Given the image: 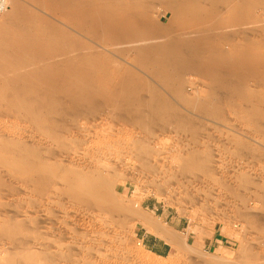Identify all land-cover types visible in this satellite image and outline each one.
I'll list each match as a JSON object with an SVG mask.
<instances>
[{
    "label": "rangeland",
    "instance_id": "1",
    "mask_svg": "<svg viewBox=\"0 0 264 264\" xmlns=\"http://www.w3.org/2000/svg\"><path fill=\"white\" fill-rule=\"evenodd\" d=\"M106 1L110 2V0ZM128 1L132 0H126V2ZM144 1L142 2L143 5L150 6L148 13L151 14V21L155 19L152 22L149 20V23L151 22L153 26L160 27V37L158 34L152 33L153 37L151 35L145 36L146 40L148 39L147 41L139 44L133 43L134 45L128 44V46L125 45L126 47L124 44H120V46L101 45L99 42L92 41L90 35L86 36L88 33L83 34V37L74 32L73 27L67 24V21L72 19L70 18L72 15L77 17L76 12L70 10L72 14L69 10V13L64 10V13L62 11L60 13L58 9V12L54 14L41 9L32 0H10L6 15L0 16V38L4 29H12V25H14V21L10 19L16 12L14 8L16 3L21 6L19 11L31 10L36 15L42 16L47 21L48 27L56 28L57 35L62 36L65 33L81 36L80 39L74 36L78 41L74 40L75 43L70 40L69 42L68 40H66L67 42L63 41L68 46L70 45V48H65L66 45L61 43L63 45H60L59 50L68 51L71 54L69 56L72 58L75 55L79 56L84 53L89 57L95 55L96 58L93 57V61L100 63V69L105 71V74L100 73L101 80L100 78L98 80H100L101 87L98 88L97 86L98 89L96 88V90L99 93H104V90H109L111 92L108 91L109 94L113 93L111 95L113 97L107 93L110 97L107 98L110 103L105 99L102 100L106 101L107 104L104 101L102 103L99 99L97 103L93 102L92 104V101L86 97L87 93H79L78 91L77 93H68V90L63 91V89H60L63 101L53 108H46V106L41 107L40 102L47 101L49 94L46 97L47 92L43 93L44 88L39 86L38 82L37 84L35 82L36 86L34 85L33 91L36 93L37 90L40 93L39 90L42 89L41 96H37L38 93H36L32 97H27V99H32V103L28 101L34 109L31 108V110L36 111L31 112H38L37 117L41 121L44 120V122L39 120V123H37L27 112H9L0 105V151H4L5 148V155L2 151L0 154L8 158L12 154L13 156L10 157L12 159H9L13 163L16 162L14 158H18L16 155H19L15 151L22 152V155L28 153L31 155L29 158L30 155L27 154L29 159L27 157L25 159H28V161L32 160V163L36 164L39 163L38 159L41 158L44 160L43 162L40 161L41 163L46 161L47 163L44 164L51 162L50 164L58 165L60 167L59 172H63V169L67 170L68 168L82 169L87 163L95 164V159H97L96 164L100 163L98 166L100 170L104 169L102 171L104 174L110 172L111 176L108 174L109 177L107 176V178L110 181L112 180L111 183L115 182V189H113L115 200H111L113 202L110 203L116 201L117 205L122 200V206L118 204L119 209H117L125 208L119 213L115 211V203L112 205L109 203V207L112 208L113 206L112 210L114 209L112 211L107 206V210H111L110 216L107 213V216L105 214L109 210H106L101 216L99 214L97 216V212L92 208H87V210L82 205H72L65 197H62L60 192L63 185L59 181L53 184L46 181L43 184L49 183V185L42 184V188H40L35 184L41 175L40 173L29 171L27 176L15 169H13L15 172H9L0 163V264H10V262L13 264H264V86L262 87L264 85V75L261 73L259 63V60L264 56V48H259L264 47V0H253V4L252 0H236L237 2L240 1L238 2L239 5L244 2L240 7H238L239 5L235 0H192L194 4L191 2V5H194V7L190 5L191 0L187 2V5H185V0H178V3L176 0ZM163 1L165 3L161 4ZM174 1H176V6L183 8L184 12L182 14L185 13L184 16L176 14L175 3L174 6H171ZM117 2H123L121 3L122 7L128 8L127 10H131L132 5L136 4V0L132 1L133 4L132 2L129 3V7H127L128 4L124 0H118ZM204 2L209 4H204ZM220 2H223V4ZM165 4L166 6H163ZM220 4L222 6H219ZM183 5L188 8H184ZM204 5H206V8ZM203 6L204 10L206 9L204 15H202ZM200 7L201 11H199ZM241 7H245L241 12L245 18L243 22L241 21V23L235 25V22L233 24L230 21H233L235 16L240 13ZM207 8L211 10L208 11ZM237 8L240 9L237 10ZM197 11L201 13L199 14ZM235 11L236 14L233 13ZM195 13H197L196 16L201 15L202 18L201 16L200 20L199 16L195 18ZM246 15H248V18ZM190 17L192 20H190ZM230 18L231 20H229ZM77 19L79 20V17ZM196 19L198 20L196 21ZM194 21L197 27H195ZM203 21L205 24H203ZM221 21L223 24L218 26L217 24H221L219 23ZM33 22L38 23L36 20ZM156 23L158 25H155ZM178 23L181 27L178 26ZM41 25H44V23L41 22ZM161 27H167L172 31ZM141 29L140 34H147V32L145 33L146 28ZM200 30L206 32H200ZM211 31L213 33L206 34ZM36 35L39 37L42 36V33L37 31ZM171 35H175L174 39L175 37L180 38L178 40H181L180 44L182 42L181 49L183 47L182 51L187 54L191 53L189 49L192 51L197 46L199 47L206 37L212 39V35L214 36L213 39L215 37L216 39L218 37L224 38L222 40L223 50L232 55H237L240 49H246L244 52L248 50L252 54L253 45H255V53L253 52L252 59L256 61L253 60L255 64L252 61L253 64L244 65V73L235 74L234 79L228 77L229 83H235L233 84L235 90L229 88L230 91H227L228 88L221 89L219 85H216L218 87L215 86L217 89L212 90L210 85L213 81L221 84L218 83L221 78L219 77L221 76L219 71H215L211 77L207 78L205 76L201 77V74L194 72V70L186 71L184 75L179 77L182 83L180 86L177 85L178 77L173 78L171 76L170 79L164 77V80L161 81L152 74L157 70V72L164 70L160 65L162 63L159 60L156 61L155 58L160 54L157 46L159 45L161 49L165 47L162 49L164 53L166 49L169 51L168 48L171 44L178 45L179 41H174ZM149 38L154 39L149 40ZM159 38L164 45H167L164 46L160 43ZM199 39L201 42L198 41ZM78 43L83 44V47L86 46L87 50L85 47L84 50H80L82 52H79L77 49ZM151 43L155 44L153 46L155 49L157 48L156 52L146 51L147 55H150L149 53L155 55L152 58L144 55V51H142L143 48L152 46ZM73 44L76 48L73 47ZM146 44L148 46H145ZM104 47H106L105 50ZM50 48L51 46L46 47L45 56H47V52L49 54L48 49ZM90 48L93 51H90ZM257 48L259 49L257 50ZM0 49L3 50V47ZM10 50L15 54L21 52L20 50V52L17 50L15 52L12 49H7V51L5 49L6 52L0 51V62L2 61L3 64L12 62L9 55H13V53ZM74 50L75 53H73ZM140 50L142 51L140 56L144 55L143 58L138 55ZM167 50L166 52H168ZM256 50L260 54L256 53ZM262 51L263 54H261ZM126 52L129 54H126ZM32 53L34 54V51ZM32 53L24 52L20 54L22 59H28L25 62L28 61L27 66L30 67L20 68L21 71L19 68H13L9 65H6V68H1L9 74L3 72L5 78L11 79L12 76L14 77L23 72L26 74L25 72L28 73L27 70H29L30 77H33L37 67L43 69L41 67L50 63L65 62V58L63 59L62 56L53 60L49 59V61L45 59L44 61V59H37L35 54L34 57ZM28 56H31V58ZM186 56L188 57V55ZM61 60L62 62H60ZM144 60L148 61L147 65H144ZM175 63L172 65L175 68L181 64L180 61ZM256 63L258 67L255 66ZM149 65L151 68L154 66L153 70L148 67ZM117 67L121 69L117 70ZM247 67L250 69L248 73L251 72V75L247 73ZM109 68L110 71H108ZM127 69L132 73L134 72L138 77H142L140 78V85L147 88L150 84V88H153L152 90L149 88L150 91L141 93L142 95L144 93L145 96L142 97L145 100L147 99L146 102L149 100V102L154 101L157 107V102L161 99L159 101L161 107L157 108L164 111L165 106V111L171 110L169 112L170 117H166L167 115L157 117L159 120L157 119L155 122L139 120L142 114L140 111H135L138 110V106H132V109L131 105L128 108L126 107L129 98L124 96L119 87L121 80H127V76L122 78L126 75L124 73L127 72ZM119 70L123 75L120 74L119 76ZM258 70L263 77L260 76ZM14 72L16 73L13 74ZM244 74L247 75L246 78L252 79H245ZM7 75L10 77H7ZM114 75L117 76L114 77L115 80L117 79L116 82L112 79ZM104 76H108L109 78H105L112 80V84L110 83V88L112 85L111 89L108 87L109 84H106L110 81L104 80ZM32 77V81H35L36 76H34V79ZM256 78L257 80L259 78L260 82ZM142 79L149 84H144V82L142 84ZM239 79H242V82ZM68 82L72 86L75 80L69 79L66 82L67 84H63L65 85L63 88H69ZM116 83H119V87L116 86ZM236 83H239L240 86L237 87L238 84ZM106 85H108L107 89H104ZM236 87L239 90L244 88L242 89L243 96L240 94L241 91L237 92L239 90ZM60 90L54 91L55 95H60ZM107 91H105V94ZM216 91H220L222 94L218 92V95ZM258 92L259 94H257ZM122 98H124V104ZM71 99L82 101L83 105L74 107V105L69 104ZM202 99L206 100L203 101ZM216 100L222 106L224 103V106H221L223 110L219 108L220 104ZM186 101L191 105L185 103ZM192 101L196 105L192 104ZM260 102L262 104H259ZM100 103L102 104L100 105ZM218 104L219 106L216 109ZM201 105L204 107V111L206 108L211 107L212 112L209 110L211 113L206 110L210 117H208V113L207 117L205 116L206 113L201 114V116L204 114V117L200 116L197 111L200 110ZM218 109L221 113L218 112ZM257 109L261 110L260 113L262 114ZM163 118L165 120L161 121ZM40 123L42 126H39ZM9 149H12L10 154ZM97 149H100L103 153L99 155L101 152L98 153ZM94 153H98L97 157ZM85 154H91L95 159L93 157L94 160L89 159L88 162V159H86L84 161L82 156ZM25 155L21 156L20 154L21 157L19 156V158H24ZM34 164L33 167H37V164ZM101 165L103 168H101ZM17 172L19 173L17 174ZM119 191L124 193L127 198H121V195L117 197ZM107 193H111V191L109 190ZM127 208L129 209L127 210ZM135 211L142 212L145 216L176 234L180 240H183L181 242L186 244H184V251L182 248L176 250V248L148 233L139 221V217L132 215ZM112 212L115 213L112 214ZM122 212H124L123 216L121 215ZM118 215L119 217H117ZM219 234H222L225 239V243L221 246L214 242ZM152 249H157L159 253L153 252Z\"/></svg>",
    "mask_w": 264,
    "mask_h": 264
},
{
    "label": "bare ground",
    "instance_id": "2",
    "mask_svg": "<svg viewBox=\"0 0 264 264\" xmlns=\"http://www.w3.org/2000/svg\"><path fill=\"white\" fill-rule=\"evenodd\" d=\"M38 7H40L41 9H45V10H47V11H49V12H51V13H54V14H56L57 12H58V9L60 10V13H64V10L66 11V13L68 12V10H69V12H70V10H72V11H74V12H76V16L77 17H79V20L77 19V17H74L73 15H72V17H70V18H72V19H70V20H68L67 21V24H69V25H71L72 27H73V29L75 30L74 32H76L77 34H80V35H82L83 37H84V35L83 34H86V33H88L86 36H88V35H90L91 36V38L93 39L92 41H96V42H99L101 45H103V44H106V45H119L120 46V44H124V46L126 45V46H128V44H133V43H137V44H139L140 42H143V41H147L146 40V37L145 36H148V35H151L152 33H154V34H158L159 35V33L161 32V29H160V27H158V26H153L152 24L153 23H151L153 20H155V19H153L152 21H151V19H150V15H149V8H150V6L149 5H143L142 4V2H145L144 0H136V4L134 3L133 4V0L132 1H128V2H126V0H124V2L125 3H127L128 4V6L127 7H129V3H131L132 2V7H131V4H130V9L131 10H127L126 8H124V7H122V4L121 3H123V2H117L118 0H110V2L109 1H104V2H102L103 0H32ZM121 1V0H120ZM123 1V0H122ZM177 1V3H178V0H176ZM176 1H174L173 2V5H171V6H174V3L176 2ZM186 1V4L185 5H187V2L189 1V0H185ZM193 1H195V0H193ZM193 1L191 0L190 1V5H191V2L193 3ZM198 1V0H197ZM200 1V0H199ZM203 1V0H202ZM212 1V0H211ZM211 1H210V3H211ZM225 1V0H224ZM229 1V0H228ZM232 1V0H231ZM234 1V0H233ZM236 1V0H235ZM244 1V0H243ZM255 1V0H254ZM135 2V1H134ZM146 2H147V0H146ZM170 2V1H169ZM206 2V1H205ZM204 2V4H209V3H205ZM214 2V1H213ZM227 2V1H226ZM237 2V1H236ZM238 2H240V1H238ZM238 2H237V4H238ZM242 2V1H241ZM9 3H10V0H9ZM124 3V4H125ZM163 3H165V1H163L161 4H163ZM197 3V2H196ZM199 3V2H198ZM197 3V4H198ZM221 3V2H220ZM244 2H242L241 4H243ZM172 4V3H171ZM184 4V3H183ZM194 4V3H193ZM199 4H201V3H199ZM221 4H223V2L221 3ZM219 5V6H222V5ZM225 4V3H224ZM239 5L238 7H240V6H242V5ZM252 4H253V0H252ZM254 4H255V2H254ZM168 5H169V3H168ZM213 5V4H212ZM248 5V4H247ZM255 5H257V4H255ZM163 6H166V4L165 5H163ZM178 6V5H177ZM176 6V3H175V8H177L176 9V14L179 16V15H181V16H184L185 15V13H184V15L182 14L184 11H183V8L181 7V6H178L177 7ZM205 6V8H206V5H204ZM204 6H203V10H202V15H204V14H206V9L204 10ZM211 6V5H210ZM231 6V5H230ZM26 7V6H25ZM160 7V6H159ZM183 7H184V5H183ZM191 7H194V5L192 6L191 5ZM214 7V6H213ZM225 7V6H224ZM16 10V12H15V14L11 17V19L10 20H12V21H14L13 22V24L14 25H12L11 27H12V29L10 28L9 30H5L4 29V31L2 32V37L0 38V45H2L1 47H3V50L2 49H0V51L2 50V51H4L5 49H6V51H7V49H12V50H15V52H16V50L18 51V52H20L19 54L17 53V54H15V53H13L11 50V52L13 53V55L12 54H10L9 55V58H10V61H12L11 63H8V64H3L2 63V61L0 62V70H1V68H4L6 65H9V66H12L13 68H19V70H20V68H25V67H28L27 66V63H28V61L27 62H25L26 60H28V59H26V60H24V59H22V57L20 56V54L21 53H27V52H30V53H32L33 51H34V54H35V56H36V58L37 59H44V61H45V59H48V61H49V59L50 60H53V59H55V58H58L59 56H62L63 57V59L65 58V62H62V60L60 61V62H62V63H48V61H46L49 65H42L43 67H41V68H43V69H38V67H37V70H36V72L33 70H31L32 72H35V73H33L32 75H33V79H34V76H36V79H35V81H32V79H31V77H30V74H28L29 73V70H27L28 71V73L27 72H25L26 74H24V72L22 73V74H18V75H15L14 77L12 76V78L11 79H6L5 78V74H3V72H7L5 69L4 70H1V72H0V77L2 76H4L3 78H0V80H1V82H0V105L3 107V108H5V109H7V111H23V112H27V114L28 115H30L31 117H32V119H35L36 121H37V123H39V117H37V113H33V112H36V111H33L34 109L32 108V105H31V103H32V99L31 100H29V98L27 99V97H32V96H34V94H36V93H38V91L36 90V93H35V91H33V89H34V87L36 86L35 85V82H36V84H37V82L39 83V86H41V87H43L44 88V92L43 93H46L47 92V94H45L46 95V97L48 96V94H49V99L47 100V101H42V102H40V104H41V107H45L46 106V108H53L55 105H58L59 103H61V101H63V97L61 96V90L60 89H63V91L64 90H68V93L69 92H75V93H77V91L79 92V93H87V98L88 99H90V101H92L91 103L93 104V102L95 103H97L98 102V100L99 99H101V102L103 103V101L104 100H102V99H105V100H107V102L109 101L107 98H110V97H108L109 95L111 96V95H113V93L112 94H109V93H111L109 90V93H108V91L107 90H104V93H99L97 90H96V88H97V86H98V88H99V86H100V84H99V82H100V80H101V78H100V73H104L105 71H103L102 69H100V63H97V62H95V61H93V57L95 56H91V57H89V56H87V55H75V57L73 56V58L71 57V56H69V54L70 53H68V51H64V50H59V47L61 48V46L64 44V45H66V46H64L65 48L66 47H69L67 44H65V42H63V41H66V40H68V42H69V40L70 41H74V40H76V42H78L77 41V39H75L74 38V36L75 37H79V39H80V37L81 36H78V35H68V34H63V32H62V36H59V35H57V33L58 32H56V28L55 29H53V27H48L47 26V24H46V22L47 21H45V19L42 17V16H39V15H36L34 12H32L31 10H29V11H27V10H22V12L21 11H19V9L21 8V6H20V4L19 3H16V6L14 7ZM161 8V7H160ZM173 8V7H172ZM172 8H170V9H172ZM184 8H188V7H184ZM245 8V7H244ZM243 7H241V11L239 10V14H237L236 16H235V18L233 19V21H230L231 23L233 22V24H235V25H237V24H239V23H241V21L243 22L244 21V15L241 13L242 12V9H244ZM28 9V8H27ZM163 9V8H162ZM162 9H160V10H162ZM200 9V10H199ZM198 10L199 11H201V7L199 8ZM208 9V11H210L211 9L210 8H207ZM210 9V10H209ZM238 9H240V8H237V10ZM236 10V9H235ZM62 11V12H61ZM164 11V10H163ZM168 11V10H167ZM203 11H205V13H203ZM244 11V10H243ZM68 12V13H69ZM198 12V11H197ZM214 12V11H213ZM212 12V13H213ZM245 12V11H244ZM243 12V13H244ZM7 13V12H6ZM6 13H4L2 16H4V15H6ZM70 13H72V12H70ZM173 13V12H172ZM189 13V12H188ZM192 13V12H191ZM199 14L201 13V12H198ZM210 13V12H209ZM208 13V15H210ZM233 13H235L236 14V11L235 12H233ZM73 14V13H72ZM196 14L197 13H195L194 15H195V18L197 17L198 18V16H196ZM214 14V13H213ZM213 14H211V15H213ZM216 14V13H215ZM58 15V14H57ZM63 15V14H62ZM174 15H175V12H174ZM173 15V16H174ZM177 15H176V17H177ZM65 16H68V15H65ZM191 16V15H190ZM193 16V15H192ZM191 16V17H192ZM201 16V15H200ZM200 16H199V20H200ZM231 16V15H230ZM248 15H246V17H247ZM69 17V16H68ZM187 17V16H186ZM190 17V18H191ZM180 18V17H179ZM201 18H202V16H201ZM206 18H208L209 19V17L208 16H206ZM211 18V17H210ZM232 18V17H231ZM231 18L229 19V20H231ZM248 18V17H247ZM175 19H177V18H175ZM183 19V18H182ZM204 19V18H203ZM202 19V20H203ZM208 19H206V20H208ZM212 19V18H211ZM213 19H214V17H213ZM225 19V18H224ZM224 19H223V21H224ZM36 20V22L38 21V23L37 24H35L33 21H35ZM66 20V19H65ZM149 20L151 21L150 23H149ZM163 20V19H162ZM190 20H192V18L190 19ZM195 20V19H194ZM198 19H196V21H197ZM201 20V21H202ZM210 20V19H209ZM209 20H208V22H209ZM229 20H228V22H229ZM5 21V20H4ZM12 21H9L10 23L12 22ZM156 21H159V20H156ZM155 21V22H156ZM171 21V20H170ZM201 21H199V23H201ZM226 21V20H225ZM41 22L42 23H44V25H41ZM154 22V23H155ZM172 22V21H171ZM170 22V23H171ZM175 22H178V21H175ZM181 22V21H180ZM188 22H191V21H189L188 20ZM204 22V21H203ZM207 22V21H206ZM227 22V23H228ZM235 22V23H234ZM1 23V22H0ZM163 23V22H162ZM192 24H193V22H191ZM194 23H195V21H194ZM219 23H221V24H217L218 26L219 25H222L223 24V22L221 21V22H219ZM173 24V23H172ZM175 24V23H174ZM177 24V23H176ZM189 24V23H188ZM192 24H191V26H192ZM196 24V23H195ZM203 24H205V22L203 23ZM202 24V25H203ZM207 24V23H206ZM6 25V24H5ZM147 25V26H146ZM155 25H158V23H156ZM159 25H161V24H159ZM201 25V26H202ZM216 25V26H217ZM225 25H226V23H225ZM8 26H9V23H8ZM50 26H52V25H50ZM175 26V25H174ZM177 26V25H176ZM178 26H179V23H178ZM184 26V25H183ZM186 26V25H185ZM146 28L145 30V33L147 32V34H144V35H142V34H140V29L141 28ZM179 27H181V26H179ZM190 27V26H189ZM195 27H197V24H196V26ZM213 27V26H212ZM162 28V27H161ZM165 28H167V27H165ZM165 28H162V29H165ZM183 28H186V27H183ZM192 28L194 29V26H192ZM1 29V28H0ZM167 29H169V28H167ZM167 29H165V30H167ZM172 29H173V27H172ZM176 29V28H175ZM177 29H178V27H177ZM181 30H182V28H180ZM190 29H191V27H190ZM141 30H143V29H141ZM170 30V29H169ZM174 30V29H173ZM185 30V29H184ZM209 30H210V28H209ZM212 30V29H211ZM37 31L38 32H41L42 33V36H37L36 34H37ZM59 31V30H58ZM170 31H172V30H170ZM191 31H193V30H191ZM1 32V31H0ZM36 32V33H35ZM164 32V31H163ZM185 32V31H184ZM190 32V31H189ZM200 32H206V31H201L200 30ZM61 33V32H60ZM75 33V34H76ZM167 33V32H166ZM210 34V33H213L212 31L211 32H207L206 34ZM162 34V33H161ZM164 34V33H163ZM170 34H172V33H170ZM200 35H201V33H200ZM203 35H204V33H203ZM155 36V35H154ZM172 36V35H171ZM175 36V35H174ZM174 36H172L173 38V40L174 41H177L178 39H180V38H177V37H175V39H174ZM205 36H207V35H205ZM210 36V35H209ZM151 37H153L152 35H151ZM159 37H160V35H159ZM212 37L214 38V36L212 35ZM88 38V37H87ZM148 38V37H147ZM157 38V37H156ZM164 38V37H163ZM165 38H167L166 36H165ZM170 38V37H169ZM200 38V37H199ZM202 38V37H201ZM211 39V37H206L205 39H203V43H201V45H199V47L197 46L196 48H195V50H190L189 49V51L191 52L190 54H187V53H184V51H182V49H183V47H182V49H181V44H182V42H181V44H180V41H179V44L177 45V44H171V39H169L171 42H169V41H167V42H169L171 45L169 46V51L168 52H166V50H164L165 52L163 53L162 52V49H164L165 47H162V49H161V47H159V45L157 46V50H158V52L160 53L159 54V56L157 57H155L156 58V61L157 60H159L160 61V63H162V64H160L163 68H164V70L163 71H161L160 72V70H159V72H157V71H155V72H152V74L156 77V78H158V79H161V81L162 80H164V77L165 78H176V77H178V83H177V85L178 86H180L182 83L180 82V78L179 77H181L182 75H184V73H186V71H191V70H194V72L196 71L198 74H201L200 76L202 77V76H205L206 78L207 77H211L212 75H213V73L215 72V71H219V72H221V76H219V77H221L220 79H219V81H218V83L220 82L221 84H217V82H215V81H213V83L210 85L211 86V88H212V90H215V89H217L216 87H218V86H216V85H219V88H221V89H226V88H228L227 89V91H230V89L232 88H235V86L233 85V84H235V83H229L228 82V77L230 78V77H232V79H234L233 78V76L236 74H241V73H244V65H247L248 66V64H250V63H252V61L254 60V59H252V57H253V52H254V47H256L255 45H251V47H253V49L252 48H249V49H252L253 50V52H252V54L250 53V52H248V50H247V52H244V50H246V49H244V50H242V49H240V51H238V54L237 55H232V54H229V53H227V52H225L224 50H223V44H222V40H224V38H221V37H218L217 39H216V37H215V39ZM89 39V38H88ZM152 39H154V38H152ZM152 39H150L149 38V40H152ZM162 39V38H161ZM160 40V38L158 39V41ZM214 40V41H213ZM154 41V40H153ZM153 41H151V42H153ZM157 41V40H156ZM161 41V40H160ZM159 41V42H160ZM177 41V42H178ZM198 41H200V39L198 40ZM67 42V41H66ZM149 42V41H148ZM164 42H166V41H164ZM177 42H175V43H177ZM201 42V41H200ZM61 43H63V44H61ZM74 43H75V41H74ZM160 43H162V41L160 42ZM215 43V44H214ZM148 44H150V43H148ZM148 44H146L145 46H148ZM153 44V45H152ZM155 44H156V42H155ZM154 43H151V45L152 46H148V47H145V48H143V50L142 51H144V55H147L148 53H146V51H148V52H153V51H157L153 46L155 45ZM163 44V43H162ZM197 44H198V42H197ZM263 44V43H262ZM61 45V46H60ZM134 45V44H133ZM164 45V44H163ZM167 44H165L164 46H166ZM48 46V48H49V46H51V48L50 49H48V51H49V54H48V52L46 53L47 54V56H45V50H46V47ZM72 46V45H71ZM76 46H77V44H76ZM105 46V45H104ZM125 46V47H126ZM142 46H144L143 44H142ZM142 46H141V48H142ZM162 46V45H161ZM196 46V45H195ZM248 46V45H247ZM263 46V45H262ZM0 47V48H1ZM53 47V48H52ZM73 47L74 48H76L75 47V45L73 44ZM72 47V48H73ZM86 47V46H85ZM85 47H83V44H81V43H78V46H77V49L79 50V52H82V51H80V50H84L85 49ZM103 47V46H102ZM140 47V46H139ZM156 47V46H155ZM258 47V46H257ZM65 48H62V49H65ZM70 48V47H69ZM92 48V47H91ZM89 49L90 51L92 50V49ZM105 48L106 47H104V50H105ZM185 48V47H184ZM193 48V47H192ZM259 48H264V47H259ZM259 48H257V50L259 49ZM128 49V48H127ZM261 49H260V51H261ZM20 50V51H19ZM52 50V51H51ZM86 50H87V47H86ZM85 50V51H86ZM123 50V49H122ZM129 50V49H128ZM137 50V49H136ZM185 50H186V48H185ZM242 50V51H241ZM257 50H256V53H258V54H260L259 52H257ZM1 51V52H2ZM6 51H4V52H6ZM35 51H37V52H35ZM73 51V50H72ZM93 51V50H92ZM119 51V50H118ZM124 51V50H123ZM130 51V50H129ZM128 51V52H129ZM142 51L140 50L139 52H138V55H139V57L140 58H143V56L144 55H142V56H140L141 54H142ZM187 51V50H186ZM9 52V50L7 51V53ZM70 52V51H69ZM76 51L74 50V52L73 53H75ZM119 52H121V51H119ZM128 52H126V54L128 53ZM137 52V51H136ZM157 52V53H158ZM90 53V52H89ZM97 53V52H96ZM189 53V52H188ZM255 53V52H254ZM3 54H5V53H3ZM33 54V53H32ZM32 54H30V55H32ZM34 54H33V56H34ZM88 54V53H87ZM99 54V53H98ZM98 54H97V56H98ZM129 54V53H128ZM150 55H147V56H149L150 58H152V57H154L151 53H149ZM156 54V53H155ZM261 54H263V51L261 52ZM71 55V54H70ZM93 55V54H92ZM116 55V54H115ZM158 55V54H157ZM186 55H188V57L186 56ZM255 55V54H254ZM8 56V55H7ZM34 56V57H35ZM101 56H103V55H101ZM234 56H236V57H234ZM259 56V55H258ZM2 57H3V55H2ZM26 57V56H25ZM29 57V56H28ZM104 57V56H103ZM146 57V56H145ZM145 57H144V59H145ZM260 57H261V55H260ZM27 58V57H26ZM29 58H31V56L29 57ZM96 57H94V59H95ZM99 58H101V57H99ZM139 58V59H140ZM147 58V57H146ZM32 59H33V57H32ZM98 59V58H97ZM106 59V58H105ZM138 59V60H139ZM176 59H178L179 61H180V66H178L177 68H175L174 66H172L173 65V63L174 62H179V61H177ZM1 60V59H0ZM35 60V59H34ZM148 60V59H147ZM258 60V59H257ZM31 61V60H30ZM43 61V62H44ZM109 61V60H108ZM145 61V60H144ZM150 61V60H149ZM153 61V60H152ZM254 61H256V60H254ZM254 61H253V63H254ZM40 62H42V61H40ZM99 62V61H98ZM104 62V61H103ZM136 62V61H135ZM148 62V61H147ZM147 62L145 61V63H144V65H147ZM31 64L33 63V62H30ZM150 63H151V61H150ZM175 63V64H176ZM252 63V64H253ZM259 63H260V69H261V73L264 75V56L261 58V60H259ZM37 64H38V62H37ZM42 64V63H41ZM151 64H153V63H151ZM156 64V63H155ZM158 64V63H157ZM174 64V65H175ZM255 64V63H254ZM104 65H105V63H104ZM103 65V66H104ZM108 65V64H107ZM142 66H143V64H141ZM179 65V64H178ZM32 66V65H31ZM39 66V65H38ZM152 66V65H151ZM177 66V65H176ZM254 66V65H253ZM252 66V67H253ZM255 66H257V63H256V65ZM30 67V66H29ZM78 67H80V68H78ZM82 67V68H81ZM149 68H151L150 67V65L148 66ZM154 67V66H153ZM153 67L151 68V70H153ZM246 67V66H245ZM258 67V66H257ZM6 68V67H5ZM9 68V67H8ZM113 68V67H112ZM120 68V67H119ZM118 67H117V70L119 69ZM250 68V67H249ZM256 68V67H255ZM33 69H34V67H33ZM121 69V68H120ZM157 69H159V68H157ZM253 69H254V67H253ZM256 69H258V68H256ZM259 69V70H260ZM10 70V69H9ZM22 70V69H21ZM20 70V71H21ZM111 69L109 68V70L108 71H110ZM124 70V69H123ZM147 70V69H146ZM161 70H162V68H161ZM248 70L250 71V69H248V67H247V73H248ZM251 70H252V68H251ZM258 70V71H259ZM15 71V70H14ZM24 71V70H23ZM120 71V70H119ZM246 71V70H245ZM257 71V72H258ZM13 72V71H12ZM17 72V71H16ZM16 72H14L13 74H15ZM19 72V71H18ZM114 72V71H113ZM193 72V71H192ZM193 72V73H194ZM253 72H255V71H253ZM10 73V72H9ZM21 73V72H20ZM31 73V72H30ZM108 73V72H107ZM106 73V74H107ZM112 73V72H111ZM116 73V72H115ZM150 73V72H149ZM188 73V72H187ZM190 73V72H189ZM259 73H260V71H259ZM261 73H260V76L261 77H263L262 75H261ZM6 74H8V72L6 73ZM105 74V73H104ZM120 74H122L121 73V71H120V73H119V76H120ZM126 74V75H125ZM248 74H250L251 75V72L250 73H248ZM256 74V73H255ZM9 75V74H8ZM7 75V77H10V76H8ZM118 75V74H117ZM123 75V74H122ZM124 75L125 76H122V78L123 77H125L126 78V76H127V80H121L120 81V87H121V89H120V87H119V83L117 84L116 83V86L118 85V87H119V90H121V92L124 94V96H127L128 98H129V100H128V102L126 103V107L128 108L130 105H131V109L133 108V107H137L138 106V110H135V111H140V113L142 114V116L140 117V119L139 120H144V121H152V122H155V121H157V117H163V116H165V115H167L166 117H170L171 115H170V111L171 110H169V111H165V106H164V111H162L161 109H159V108H157V107H161V104H160V102L159 101H161V99L157 102V107L155 106L156 105V102H155V104H154V101H152V102H149V101H147L146 102V100H145V98L144 97H142V96H145L144 95V93H145V91L147 92V91H150V84L148 85L147 84V82L145 83V81H143V79H142V84H143V82H144V84H147L148 86H147V88L146 87H144V86H142V85H140V78H142V77H138V75H136V74H134V72L132 73V71L130 72V70H128L127 69V72H125L124 73ZM153 75H151L152 77H153ZM250 75H249V78H250ZM258 75V74H257ZM17 76V77H16ZM116 75H114L113 76V80L116 82V80H115V77ZM167 76V77H166ZM172 76V77H171ZM239 76V75H238ZM244 76H245V74H244ZM247 76V75H246ZM246 76H245V79H248V77L246 78ZM95 77V78H94ZM105 77H107V78H109L108 76H104V80H106L107 78H105ZM117 77V76H116ZM200 77V78H201ZM204 77V78H205ZM242 77V76H241ZM253 77V76H252ZM257 77V76H256ZM100 78V80H98ZM151 78V77H150ZM205 78V79H206ZM239 78H240V76H239ZM69 79H73V80H75V82H74V84L71 86L70 85V82H68L69 84H68V86H69V88L67 87L66 89L65 88H63L65 85H63V84H65ZM120 79V78H119ZM168 79V81H170ZM217 80H218V78H216ZM242 79H243V77H242ZM241 79V80H242ZM250 79H252V78H250ZM250 79H248V80H250ZM254 79V78H253ZM261 79V78H260ZM108 80V79H107ZM216 80V81H217ZM240 80V79H239ZM240 80V81H241ZM256 80H257V78H256ZM258 80H259V78H258ZM257 80V81H258ZM262 80H263V78H262ZM102 81H103V78H102ZM110 81V79L108 80V82ZM112 81V80H111ZM111 81L109 82V83H106V84H109V86L108 85H106L105 87H104V89L108 86L109 88H110V83H111ZM174 82H176L175 80H173ZM104 82V81H103ZM242 82V81H241ZM259 82H260V80H259ZM73 83V82H72ZM114 83V82H113ZM67 84V83H66ZM112 84V83H111ZM115 84V83H114ZM113 84V85H114ZM236 84H238V86L237 87H239L240 85H239V83H236ZM261 84H262V81H261ZM35 85V86H34ZM176 85V84H175ZM102 86H103V83H102ZM115 86V87H116ZM160 86V85H159ZM205 86V85H204ZM216 86V87H215ZM242 86V85H241ZM244 86V85H243ZM264 85H262V87H263ZM101 87V86H100ZM114 87V88H115ZM118 87H116L117 89H118ZM236 87V89H238L239 90V88H237ZM38 88H40V87H38ZM97 88V89H98ZM108 88V89H109ZM111 88H112V85H111ZM110 88V89H111ZM113 88V89H114ZM115 88V89H116ZM150 88V89H149ZM174 88V87H173ZM176 88H178V87H176ZM218 88V89H219ZM230 88V89H229ZM242 88V87H241ZM240 88V89H241ZM37 89V88H36ZM58 89L60 90L59 92H60V95L59 94H56L55 95V92L54 91H58ZM107 89V88H106ZM116 89V90H117ZM153 89V88H152ZM151 89V90H152ZM179 89V88H178ZM177 89V90H178ZM207 90H208V88H206ZM221 89H220V91H221ZM242 89H244V88H242ZM239 90V91H237V92H240V94L242 95L243 93V90ZM41 90L42 89H40L39 90V92L40 93H38L37 94V96H41ZM100 90H102V89H100ZM173 90V89H172ZM233 90H235V89H233ZM63 91H62V93H63ZM105 91H107L106 92V94H105ZM113 91V90H112ZM115 91V90H114ZM179 91V90H178ZM177 91V92H178ZM220 91H216L217 92V94L219 95V93L218 92H220ZM223 92H224V90H222ZM101 92H103V90L101 91ZM142 92H144L143 93V95L141 94ZM206 92V91H205ZM212 92H214V91H212ZM211 92V93H212ZM78 93V94H79ZM107 93L109 94V95H107ZM117 93V92H116ZM207 93V92H206ZM221 94H222V92H220ZM64 94V93H63ZM74 94V93H73ZM123 94H122V96H123ZM208 95H209V93H207ZM216 94V93H215ZM216 94V95H217ZM257 94H259V92L257 93ZM261 94V93H260ZM72 95V94H71ZM71 95H70V97H71ZM86 95V94H85ZM116 95V94H115ZM121 95V94H120ZM244 95V94H243ZM242 95V96H243ZM75 96V95H74ZM203 96V95H202ZM210 96V95H209ZM214 96V95H213ZM241 96V97H242ZM262 96V95H261ZM80 97V96H79ZM82 97V96H81ZM111 97H113V96H111ZM206 97V96H205ZM221 97H222V95H221ZM11 98V99H10ZM65 98V97H64ZM72 98V97H71ZM77 98V97H76ZM200 98V97H199ZM217 98V97H216ZM218 98H219V96H218ZM259 98V97H258ZM83 99V98H82ZM123 99L124 98H122V103L124 104V102H123ZM126 99V98H125ZM162 99H164V98H162ZM220 99V98H219ZM218 99V100H219ZM31 101V103L29 102V101ZM111 100H112V98H111ZM165 100V99H164ZM198 100V99H197ZM203 100V99H202ZM201 100V101H202ZM204 100H206V99H204ZM203 100V101H204ZM209 100H210V97H209ZM218 100H216V102H218ZM221 100H223L222 98H221ZM67 100L65 99V102H66ZM88 101V100H87ZM183 101H185V100H183ZM196 101V100H195ZM201 101H199V102H201ZM202 101V102H203ZM211 101H213V100H211ZM220 101V100H219ZM262 101V100H261ZM68 102H69V100H68ZM70 102L71 103H69V104H72V105H74V107L76 106H81V105H83V102L81 101H77L76 99H71L70 100ZM105 103H106V101H104ZM126 102V101H125ZM163 102V101H162ZM191 102V101H190ZM197 102V101H196ZM201 102V103H202ZM222 102V101H221ZM80 103H82V104H80ZM102 103H100V105L102 104ZM104 103V105H106ZM109 103H110V101H109ZM185 103H187V101L185 102ZM204 103V102H203ZM210 103V102H209ZM219 103V102H218ZM264 103V102H263ZM188 105L190 104V103H187ZM192 104H194V102L192 101ZM206 104V103H205ZM212 104V103H211ZM217 104V103H216ZM219 104H220V106H219ZM218 105H216V109H217V106H219V108L221 109V103H219ZM259 104H262L261 102L259 103ZM103 105V106H104ZM160 105V106H159ZM163 105H164V103H163ZM191 105V104H190ZM194 105H196V103L194 104ZM198 106L200 105V104H197ZM209 105V104H208ZM215 105V104H214ZM213 105V106H214ZM264 105V104H263ZM0 106V107H1ZM99 106V105H98ZM102 106V107H103ZM133 106V107H132ZM203 106H205V105H203ZM223 106H224V103H223ZM222 106V107H223ZM34 107V106H33ZM94 107H96L95 105H94ZM205 107H207V106H205ZM215 107V106H214ZM31 108L33 109V110H31ZM35 108V107H34ZM121 108V107H120ZM127 108H125V109H127ZM203 108L204 107H202V105H201V107H199V111H197V112H199V114H200V116H201V114L202 113H206V117L208 116L207 115V113L209 112V113H211L212 111L210 110L211 109V107H209V109H207L206 108V110L208 111V112H206V110L204 111L203 110ZM264 108V107H263ZM36 109H38V108H36ZM35 109V110H36ZM124 109V108H123ZM135 109V108H134ZM140 109V110H139ZM195 109H196V106H195ZM198 109V108H197ZM214 109V108H213ZM215 109V110H216ZM129 110H130V108H129ZM211 112H210V111ZM214 110V111H215ZM221 110H223V109H221ZM258 110V109H257ZM31 111H33V112H31ZM213 111V112H214ZM259 111V110H258ZM261 111V110H260ZM260 111H259V113H260ZM197 112H196V114H197ZM218 112L219 113H221L220 111H219V109H218ZM262 112V111H261ZM30 113V114H29ZM208 113V114H209ZM216 113V112H215ZM215 113H212V114H215ZM212 114H211V117H212ZM260 114H262V113H260ZM204 115V114H203ZM202 115V116H203ZM218 115H220V114H218ZM201 116V117H202ZM260 116V115H259ZM166 117H164V118H166ZM204 117V116H203ZM208 117H210V114H209V116ZM216 117H217V115H216ZM162 119L161 121H163V120H165V119ZM159 120V119H158ZM41 121V120H40ZM43 122H44V120H42ZM41 121V122H42ZM39 126H42V124L40 123L39 124ZM1 145V144H0ZM2 145H3V143H2ZM5 145V144H4ZM1 147V146H0ZM12 147V146H11ZM10 147V148H11ZM16 147V146H15ZM18 148V147H17ZM17 148H15V149H17ZM101 149V148H100ZM100 149H97V152L99 153V152H101L99 155H101L103 152L100 150ZM11 150V151H10ZM14 150V149H13ZM2 151V150H1ZM0 151V152H1ZM3 152V154H4V152H5V148H4V151H2ZM12 152V149H9V154ZM14 152V151H13ZM15 152H17V153H19V155H16L17 153H14L16 156H18V158L16 159V158H14L15 159V161L16 162H11V160L10 159H12V158H10L11 157V155H10V159L7 157V156H4V155H1L2 157L0 158L1 160H0V163H1V166L3 167V168H5V169H7V171L9 170V172H13L14 170L13 169H15L16 171H19V172H21L22 174H24V175H29V171L30 172H32V171H36V172H38V173H40L41 175L39 176V179L36 181V185H38L37 187H40V188H42V184L44 183V182H46V181H48L50 184H53V183H56L57 181H59L60 183H62V185H63V189H61V192H60V190H59V192L60 193H62L61 195H62V197H65V199H67L68 201H69V203L70 204H78V205H82L83 206V208L85 207L86 209L87 208H92L95 212H97L96 213V215L97 216H101L102 215V213L104 214V212L107 210V206L109 207V203L110 202H113V201H111V200H115V198H114V193H113V189H115L114 188V184H115V182L114 183H111V181L107 178V176H108V174H109V176H111L110 175V172L109 173H107V174H104V172H102L101 170H100V167H98L99 166V164L97 165L96 163H97V159H95V157L94 156H91V154H85V155H83L82 157H83V159H84V161L86 160V159H88L87 161L89 162V159L90 160H96V163H95V161H94V163L95 164H92V163H87L85 166H83L82 167V169H74V168H68L67 170L66 169H63L64 171L62 172V171H58V169H60V167L58 166V165H54V164H44V163H41L40 161H44V160H42L41 158H39L38 159V157L36 158V160L38 159V161H39V163H36L37 164V167H33V164L34 163H32V160H29L28 161V159L31 157V155L30 154H28V153H26V155L23 153V155H25V157L24 158H19V156H20V154H21V156H23L22 155V152H18V151H15ZM98 153L96 154V153H94L95 155H96V157H97V155H98ZM27 154L28 155H30L29 156V158L27 157ZM13 156V155H12ZM20 156V157H21ZM28 158V159H25V158ZM93 157H94V159H93ZM100 157V156H99ZM41 159V160H40ZM100 160V159H99ZM98 160V161H99ZM34 162H35V159H34ZM100 162V161H99ZM47 163V162H46ZM85 163V162H84ZM36 164H34V165H36ZM39 165V166H38ZM105 165V164H104ZM65 168V167H64ZM101 168H103V166L101 165ZM105 168V167H104ZM116 169V168H115ZM113 170V169H112ZM15 172V171H14ZM19 172H17V174L19 173ZM20 173V174H21ZM7 174H8V172H7ZM19 174V175H20ZM9 175H10V173H9ZM113 175H115V174H113ZM12 176V175H11ZM10 176V177H11ZM108 176V177H109ZM24 177V176H23ZM17 178V177H16ZM22 178V177H21ZM17 180V179H16ZM129 180H131V179H129ZM22 182V181H21ZM49 183H46V184H48L49 185ZM46 184H43V185H46ZM124 187H126V186H124ZM39 188V189H40ZM46 188V187H45ZM111 191V193H107V191L109 192V190ZM42 191V190H41ZM46 191V190H45ZM46 193V192H45ZM109 194H111V195H109ZM115 194H117V193H115ZM118 195H121V198H127V196L124 194V193H122L121 191H119V194H117V197H118ZM116 197V196H115ZM136 200V199H135ZM133 201V200H132ZM116 202V201H115ZM114 202V203H115ZM130 202V201H129ZM114 203H112V204H114ZM118 203V202H117ZM132 203V202H131ZM111 204V203H110ZM111 204V205H112ZM119 204V203H118ZM117 204V205H118ZM121 206H122V200H121ZM120 204H119V206H120ZM133 204H135V203H133ZM143 203L141 202V205H142ZM115 205H116V203H115ZM117 205H116V212L118 211L119 213H121V210L123 209H125V208H123L122 207V209L121 210H118L119 208L117 207ZM137 205V204H136ZM70 206V205H69ZM124 206V205H123ZM129 206V205H128ZM140 206V205H139ZM129 207H131V206H129ZM111 210H112V208H113V206H112V208L111 207H109ZM118 208V209H117ZM81 209V208H80ZM85 209V210H86ZM129 208H127V210H128ZM132 209H133V207H132ZM137 209V208H136ZM88 210V209H87ZM91 210V209H90ZM109 210V209H108ZM107 210V211H108ZM111 210H109V212H105V214L107 213L108 215H109V213H111ZM114 210V209H113ZM112 210V211H113ZM83 211H84V209H83ZM141 211V210H140ZM90 213V212H89ZM91 213L92 214H94L92 211H91ZM113 213H115V212H112V214ZM124 212H122V216L124 215L123 214ZM99 214V215H98ZM107 214H106V216H107ZM126 214V213H125ZM134 214V215H133ZM84 215V214H83ZM132 215L134 216V217H136V216H138L139 217V221L144 225V227H145V229L147 230V232L148 233H150L152 236H154V237H156V238H158V239H160V240H162V241H164L166 244H168V245H171L172 247H174V248H176V250L177 249H181L182 248V250H183V248H184V246L186 245L185 243H182L181 241H183V240H180L179 238H178V236L176 235V234H174L173 232H171L170 230H168L167 228H165L164 226H162L161 224H159L158 222H156V221H154V220H152L151 218H149V217H147V216H145L142 212H138V211H135L134 213H132ZM88 216V215H87ZM86 216V217H87ZM110 216V215H109ZM114 216V215H113ZM116 216V215H115ZM132 216V217H133ZM90 217V216H89ZM117 217H119V215L117 216ZM101 218V217H100ZM109 218V217H108ZM123 218V217H122ZM88 219V218H87ZM135 219V218H134ZM137 219V218H136ZM100 220H102V219H100ZM136 221V220H135ZM137 223H138V221H137ZM67 224V223H66ZM59 225V224H58ZM65 225V224H64ZM80 225V224H79ZM88 226H89V224H88ZM65 227V226H64ZM75 227V226H74ZM87 227V226H86ZM71 228V227H70ZM84 228V227H83ZM42 230V229H41ZM69 232V231H68ZM72 234V233H71ZM98 234V233H97ZM73 236V235H72ZM72 238V237H71ZM92 243V242H91ZM185 244V245H184ZM70 248V247H69ZM82 248V247H81ZM82 250V249H81ZM88 250V249H87ZM86 251V250H85ZM184 251V250H183ZM91 252V251H90ZM96 252V251H95ZM96 254V253H95ZM87 260H89V259H87ZM95 261V260H94ZM93 261V262H94ZM12 262H10V264H11ZM89 263H90V261H89ZM13 264V263H12ZM98 264V263H97Z\"/></svg>",
    "mask_w": 264,
    "mask_h": 264
},
{
    "label": "built area",
    "instance_id": "3",
    "mask_svg": "<svg viewBox=\"0 0 264 264\" xmlns=\"http://www.w3.org/2000/svg\"><path fill=\"white\" fill-rule=\"evenodd\" d=\"M9 0H0V16L8 11Z\"/></svg>",
    "mask_w": 264,
    "mask_h": 264
},
{
    "label": "crops",
    "instance_id": "4",
    "mask_svg": "<svg viewBox=\"0 0 264 264\" xmlns=\"http://www.w3.org/2000/svg\"><path fill=\"white\" fill-rule=\"evenodd\" d=\"M214 242L218 246L223 245L225 243L224 236L222 234L217 235L216 238L214 239ZM154 246H157V245H154Z\"/></svg>",
    "mask_w": 264,
    "mask_h": 264
},
{
    "label": "trees",
    "instance_id": "5",
    "mask_svg": "<svg viewBox=\"0 0 264 264\" xmlns=\"http://www.w3.org/2000/svg\"><path fill=\"white\" fill-rule=\"evenodd\" d=\"M152 251L155 253H159V251H157V249H152Z\"/></svg>",
    "mask_w": 264,
    "mask_h": 264
}]
</instances>
